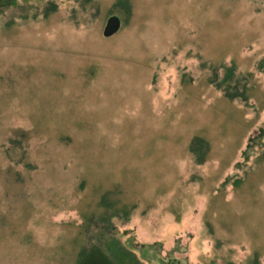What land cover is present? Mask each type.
<instances>
[{
  "label": "rangeland",
  "instance_id": "374dc122",
  "mask_svg": "<svg viewBox=\"0 0 264 264\" xmlns=\"http://www.w3.org/2000/svg\"><path fill=\"white\" fill-rule=\"evenodd\" d=\"M263 59L264 0L0 6V264H264Z\"/></svg>",
  "mask_w": 264,
  "mask_h": 264
},
{
  "label": "trees",
  "instance_id": "16d2710c",
  "mask_svg": "<svg viewBox=\"0 0 264 264\" xmlns=\"http://www.w3.org/2000/svg\"><path fill=\"white\" fill-rule=\"evenodd\" d=\"M17 0H0V6H4L7 4H12ZM259 71H264V59L261 60L258 64ZM252 77L251 75L248 78ZM88 252H82V260L80 264H116L114 260L103 252L99 247L94 246Z\"/></svg>",
  "mask_w": 264,
  "mask_h": 264
},
{
  "label": "water",
  "instance_id": "95a60500",
  "mask_svg": "<svg viewBox=\"0 0 264 264\" xmlns=\"http://www.w3.org/2000/svg\"><path fill=\"white\" fill-rule=\"evenodd\" d=\"M121 27H122L121 19L118 16L113 15L109 17V19L107 20L105 28L103 30V35L105 37H111L116 33H118Z\"/></svg>",
  "mask_w": 264,
  "mask_h": 264
}]
</instances>
